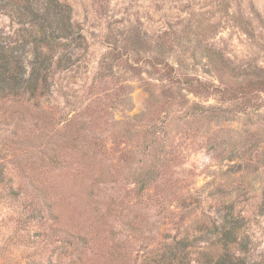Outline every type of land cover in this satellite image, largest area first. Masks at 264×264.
Returning a JSON list of instances; mask_svg holds the SVG:
<instances>
[{
    "label": "rangeland",
    "instance_id": "obj_1",
    "mask_svg": "<svg viewBox=\"0 0 264 264\" xmlns=\"http://www.w3.org/2000/svg\"><path fill=\"white\" fill-rule=\"evenodd\" d=\"M61 1L71 68L0 99V264H208L225 220L264 264V0Z\"/></svg>",
    "mask_w": 264,
    "mask_h": 264
},
{
    "label": "trees",
    "instance_id": "obj_2",
    "mask_svg": "<svg viewBox=\"0 0 264 264\" xmlns=\"http://www.w3.org/2000/svg\"><path fill=\"white\" fill-rule=\"evenodd\" d=\"M0 13L18 25L12 35L0 29V99L30 101L52 95L56 76L71 68L70 53L78 39L70 6L61 0H0ZM107 179L102 171L95 184ZM33 185L40 192L36 180ZM240 228L235 220L216 228L220 251L208 256V264H260L248 257ZM171 257L165 259L173 263L176 256Z\"/></svg>",
    "mask_w": 264,
    "mask_h": 264
}]
</instances>
